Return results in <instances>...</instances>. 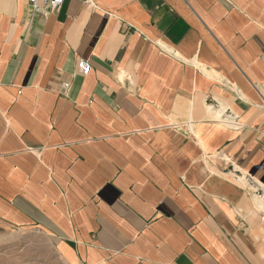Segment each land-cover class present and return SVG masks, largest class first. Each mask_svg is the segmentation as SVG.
Instances as JSON below:
<instances>
[{"label": "crops", "instance_id": "0c3cea01", "mask_svg": "<svg viewBox=\"0 0 264 264\" xmlns=\"http://www.w3.org/2000/svg\"><path fill=\"white\" fill-rule=\"evenodd\" d=\"M39 8L0 0V232L73 264H264V0Z\"/></svg>", "mask_w": 264, "mask_h": 264}, {"label": "rangeland", "instance_id": "374dc122", "mask_svg": "<svg viewBox=\"0 0 264 264\" xmlns=\"http://www.w3.org/2000/svg\"><path fill=\"white\" fill-rule=\"evenodd\" d=\"M0 264H73L65 261L53 240L38 230L0 232Z\"/></svg>", "mask_w": 264, "mask_h": 264}, {"label": "built area", "instance_id": "2783aa9c", "mask_svg": "<svg viewBox=\"0 0 264 264\" xmlns=\"http://www.w3.org/2000/svg\"><path fill=\"white\" fill-rule=\"evenodd\" d=\"M64 1L65 0H29L33 10L37 13L40 12V8H39L40 4H47L54 9H57L64 3ZM78 67L81 74L88 75L90 73L91 66L87 61L79 62Z\"/></svg>", "mask_w": 264, "mask_h": 264}]
</instances>
